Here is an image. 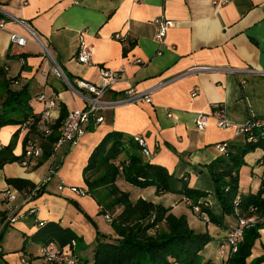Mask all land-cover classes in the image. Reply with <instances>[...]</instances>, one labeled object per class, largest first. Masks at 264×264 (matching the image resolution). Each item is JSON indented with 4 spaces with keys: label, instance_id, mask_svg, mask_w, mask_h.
<instances>
[{
    "label": "crops",
    "instance_id": "0c3cea01",
    "mask_svg": "<svg viewBox=\"0 0 264 264\" xmlns=\"http://www.w3.org/2000/svg\"><path fill=\"white\" fill-rule=\"evenodd\" d=\"M12 16L37 33L60 67L75 80L97 82L101 67L124 69V73L107 94L117 104L103 110L104 120L90 124L76 142H64L42 163L41 151L27 166L20 160L0 165V264H47L40 253L43 241L36 237L44 222H59L80 237L78 254L85 264L93 261L100 233L116 236L101 214L96 196L71 189L88 188L84 168L95 147L113 131L143 136L151 150L144 158L166 167L177 178L184 177L189 187L207 192L201 202L206 201L213 212L222 215L209 164L222 155L218 143L245 142L239 128L251 117H264V76L230 70H264V0H0V25L5 23L0 28V65L6 70V77H0V105L10 79L11 89L28 87L33 113L44 108L38 100L41 93L55 94L57 120L63 106L67 112L85 107L84 96L90 93L75 91L63 76L56 75L55 62ZM160 16L176 22L164 46L156 38L154 20ZM118 33L121 38L116 37ZM12 34L26 36L25 46L13 44ZM82 42L92 47L89 63L77 60ZM203 66L217 69H197ZM15 77L19 83L13 82ZM152 88L151 103L126 101L129 90ZM195 90L198 94L193 96ZM216 108L224 109L232 126L221 128L212 119L205 130H199L196 116ZM22 124L0 127L2 147L14 141L13 154L21 158L26 139L34 136V132L22 130ZM35 138L40 146L41 137ZM263 155L264 151L259 159ZM8 177L28 178L43 186L33 195L19 191L22 210L14 223L6 222L5 191L12 187ZM61 185L65 187L59 189ZM117 185L128 191L131 199L130 188H139L132 200L142 197L162 203L177 215L183 205L191 207L182 193L137 187L122 176ZM194 217L201 220L195 212ZM188 219L191 227L197 228L195 219L196 223ZM235 222L232 216L225 217L224 226L205 221L208 228L212 224L214 238L219 236L218 248ZM259 233L248 261L264 254V227ZM202 253L203 262L223 263L219 252L206 247Z\"/></svg>",
    "mask_w": 264,
    "mask_h": 264
},
{
    "label": "trees",
    "instance_id": "16d2710c",
    "mask_svg": "<svg viewBox=\"0 0 264 264\" xmlns=\"http://www.w3.org/2000/svg\"><path fill=\"white\" fill-rule=\"evenodd\" d=\"M64 71L70 82L76 86L73 76L65 69ZM0 77H6L5 67L1 65ZM15 81H18L17 77L13 78V82ZM9 83L10 79H7L4 89L6 97L0 105V127L24 123L30 117L38 121L39 116L33 113L29 102L28 87L14 90L9 88ZM67 113L66 107L63 106L59 118L52 125V132L46 137H41V163L54 153L55 143L60 137L62 122ZM258 118L262 117L250 119ZM29 132H35L34 125L30 127ZM244 136L243 143L229 145L227 142V154L222 153L209 164L215 184V195L222 206V215L219 216L212 211L209 203L201 202L200 199L207 196V192L189 187L184 177L177 178L166 167L146 160L142 154V147L134 137L117 131L107 134L93 150L83 173L88 193L96 196L101 205V214L113 216L111 225L116 236L100 233L94 248L93 261L88 264L203 263L202 252L214 239L213 235L208 231L195 230L191 227L186 214L177 215L169 206L142 197L132 200L130 193L117 185V179L122 176L129 183L142 188L155 186L157 192L182 193L186 196L185 200L191 199L198 204L201 212L207 213L211 222L224 226L226 216L237 219L234 213V200L238 196L243 211L251 204L264 208V155L259 159L263 167L259 189L248 193L240 190V167L245 163V155L257 147L264 150V138L254 142L248 141L246 133ZM13 148L14 141L0 150V165L19 160L22 162L23 157L14 155ZM7 182L23 193H30L36 189L37 194L43 188L42 185L23 177H8ZM235 224L236 222L229 232ZM260 228L253 226L245 230L244 239L238 251L229 259V264H264V254L248 261L255 241L260 237ZM36 237L43 243L56 240L62 248L75 253L76 249L72 248L71 241L73 239L78 243L81 241L72 229L54 221L44 222Z\"/></svg>",
    "mask_w": 264,
    "mask_h": 264
},
{
    "label": "built area",
    "instance_id": "2783aa9c",
    "mask_svg": "<svg viewBox=\"0 0 264 264\" xmlns=\"http://www.w3.org/2000/svg\"><path fill=\"white\" fill-rule=\"evenodd\" d=\"M13 17V16H12ZM17 22L22 24L29 36L43 46L44 53L54 61L53 55L49 48L45 45L43 40L37 35V33L31 29L23 20L13 17ZM154 22L157 25V35L156 38L159 43L164 46L165 39L168 31L176 25L174 20L160 16L155 18ZM5 23H1L0 28H4ZM117 38H121V34H116ZM11 42L17 46H25L27 42V37L19 34H12ZM92 47L82 42L80 45L77 60L81 63H89L92 59ZM198 70H214L217 68L211 66L198 67ZM54 72L58 76H63L60 67L55 64L53 68ZM230 70L236 72H245L260 74L264 76V70H259L257 68L246 67L245 69H234ZM124 69L113 70L107 67H101L99 69V77L97 82H92L86 79L76 80V86L68 85L75 91L81 93L82 90H86L90 93V96H84L87 100V105L83 108H76L67 113L65 119L62 122L61 134L58 141L55 143V148H59L64 142H76L81 138L88 129L90 124L98 125L104 120L102 111L108 108H112L117 104V101L110 100L107 98L108 92L112 87L121 79L123 76ZM15 83H19L15 81ZM156 88V87H155ZM155 88L149 89L146 92H137L135 90H129L128 102H152V93ZM198 94L197 90L193 92V96ZM38 100L44 104L43 110L38 114V121L34 117L28 118L22 124V130H30L32 125L35 126L34 136L30 137L27 141L26 150L23 154L22 164L27 166L31 159L37 157L41 150V147L37 143L35 136L46 137L52 132V125L55 122L54 110L58 107V100L55 94L47 95L41 93L38 96ZM171 115V113H169ZM215 119L216 123L221 128H229L232 123L226 118L223 108H218L213 110L211 113H200L195 118L196 127L203 131L210 124L211 120ZM239 132L248 135V141H258L260 138H264V117L258 118L256 120H249L247 124L239 128ZM136 141L142 147V152L145 156L151 154V150L147 147L146 139L137 135L134 137ZM0 142V150L2 149ZM217 148L223 154H227L228 143L220 142L217 144ZM264 175V174H263ZM65 186H59V189H63ZM73 191L78 192L82 195L88 194L87 189L78 188L73 186L71 188ZM36 189L32 190L28 195L35 194ZM6 199L5 206L8 212L6 222L14 223L19 215L21 209V203L18 202L19 191L9 187L5 191ZM186 202L192 207L193 211L198 214L203 220L209 222L210 218L207 213L201 212V208L198 204H195L193 200L188 199ZM32 211H35L33 209ZM234 213L236 215V224L234 228L228 233L225 242H222L219 246V255L223 259L222 264H229V259L238 251L240 243L244 239L245 230L249 227L258 226L264 227V208H259L253 204L248 206L245 211H243L241 206V199L238 196L234 200ZM105 219L108 222L113 221V216L110 214H105ZM71 246L75 250L77 246V240L73 239L71 241ZM41 257L47 264H83V261L78 257V255L72 250L64 249L56 240H51L47 243H43L40 247ZM199 264H217L215 262H203Z\"/></svg>",
    "mask_w": 264,
    "mask_h": 264
},
{
    "label": "rangeland",
    "instance_id": "374dc122",
    "mask_svg": "<svg viewBox=\"0 0 264 264\" xmlns=\"http://www.w3.org/2000/svg\"><path fill=\"white\" fill-rule=\"evenodd\" d=\"M263 148L261 147H257L256 149H253L251 151H249L248 153H246L245 155V163L240 167V190L243 193H248L250 191L254 192L257 191L259 189L260 186V182L262 179V168L257 164V161L259 159V157L263 154ZM143 154V152H142ZM144 155V154H143ZM123 158V155L122 157ZM122 168V167H121ZM139 188L133 187L130 188L131 191V196L132 199H135L136 195H137V191ZM141 190V189H140ZM177 213L179 215H181L182 213L187 214L188 217H191V219H195V221L197 222L198 225H195L197 228H195L197 231H208L211 235H213V233H215L212 230V224L208 226L206 225L205 221L201 218L200 219H196L194 217V211L191 207H187L186 205H183L182 210H178ZM203 220V221H202ZM194 221V223H196ZM109 227L111 228V225H109ZM112 230L114 229L113 227L111 228ZM209 229V230H208ZM115 232V231H114ZM216 238H214L206 247H207V251H214V252H219L218 251V239L219 236L215 235ZM81 244L79 246H77L76 249V254L78 256H80L78 254V252L81 250ZM205 247V248H206ZM208 255V254H206ZM205 261L204 258L202 260V262Z\"/></svg>",
    "mask_w": 264,
    "mask_h": 264
},
{
    "label": "water",
    "instance_id": "95a60500",
    "mask_svg": "<svg viewBox=\"0 0 264 264\" xmlns=\"http://www.w3.org/2000/svg\"><path fill=\"white\" fill-rule=\"evenodd\" d=\"M53 59H54V57H53ZM54 62H55V64H56L57 66L60 67V65L57 63V61H56L55 59H54ZM60 70H61V72H62L63 77H64L65 80L67 81V83H69V84L72 86V83L70 82V80L68 79L66 73L63 71V69H62L61 67H60Z\"/></svg>",
    "mask_w": 264,
    "mask_h": 264
}]
</instances>
